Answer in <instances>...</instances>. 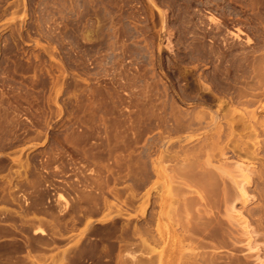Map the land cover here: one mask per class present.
<instances>
[{
	"label": "rangeland",
	"instance_id": "1",
	"mask_svg": "<svg viewBox=\"0 0 264 264\" xmlns=\"http://www.w3.org/2000/svg\"><path fill=\"white\" fill-rule=\"evenodd\" d=\"M262 260L264 0H0V264Z\"/></svg>",
	"mask_w": 264,
	"mask_h": 264
},
{
	"label": "bare ground",
	"instance_id": "2",
	"mask_svg": "<svg viewBox=\"0 0 264 264\" xmlns=\"http://www.w3.org/2000/svg\"><path fill=\"white\" fill-rule=\"evenodd\" d=\"M249 115H250V113H249ZM243 116H244V115H243ZM250 117H254V115H253V116L251 115ZM244 118H245V117H244ZM233 119H234V118H233ZM241 119H243L242 116H241L240 120H241ZM246 119H247V122H248V118H247V117H246ZM249 121H250V120H249ZM216 122H217V121H216ZM245 122H246V121H245ZM245 122H244V123H245ZM247 122H246V123H247ZM250 123H251V122H250ZM261 123L263 124V122H261ZM217 125H218V124H217ZM248 125H249V124H248ZM260 125H261V124H260ZM246 126H247V124H246ZM250 126H251V125H250ZM250 126H248V127H250ZM262 126H263V125H262ZM260 127H261V126H260ZM243 128H244V127H243ZM205 141H207V140H205ZM212 142H213V141H212ZM206 143H207V142H206ZM208 143H209V141H208ZM205 145H206V144H205ZM210 145H211V142H210ZM207 146H208V144L206 145V147L204 146V148H207ZM234 146H235V145H234ZM243 149H244V148H243ZM188 150H189V149H188ZM194 151H195V150H194ZM182 152H183V151H182ZM203 152H204V151H203ZM203 152H202V154H203ZM191 153H192V154H191ZM245 153H246V152H245ZM193 154H194L193 152H189L188 155H187V153H186V154H185V158L188 159L189 157H192V156H190V155H193ZM195 154H196V153H195ZM195 154H194V155H195ZM194 155H193V156H194ZM196 155H197V154H196ZM187 156H188V157H187ZM195 157H196V156H195ZM191 159H193V158H191ZM184 160H185V159H184ZM188 161H189V160H188ZM190 161H191V160H190ZM190 161H189V162H190ZM195 161H196V159H195ZM199 161H201V160H199ZM199 161H198V162H199ZM183 162H184V161H183ZM189 162H187V160H186V165H187V167H186L185 164L183 163L184 166L186 167V168L184 167L185 170L183 169V170L185 171L184 175L186 174V171H187V170H190V169H188V167H190V168L192 169V168H195V167H196V166H195L196 164H198V166L196 167V168H197L196 171L198 170V172H196L195 169H194V170L192 169V171L198 173V175H196V176H199V177H198L199 180L196 178V179H197L196 181H198V182H197V183L195 182L197 186H196L195 183H194V185H195V186H194L195 188L193 189L194 192H192V191H191V192H192V193L200 194V193L203 192L204 190L206 191V189H210V188H208V187H211L212 183H208V182H209V178L211 177V176H210L211 172L208 171L210 168L207 169V168H208V166L206 165L207 163L205 162L206 164L203 165V166H206V170L203 169V167H202V171H201L200 169H198V167H199V163H198L197 161H196V164H191V163H195V162H193V160H192L190 163H189ZM188 164H189V165H188ZM190 164H191V165H190ZM181 165H182V164H181ZM192 165H194V166L191 167ZM210 165H211V164H210ZM235 165L238 166V167L240 168V171H241V172H243V175H241L243 178L241 177L242 179L239 180V181H237V180L235 181V180H232V179H230V180L233 181L232 183H235V184H236V187H237V189H238V190H236V191H237L239 194H238L237 192H235V193H237V196H235V197L238 198L239 195H240V197H241V201H243L242 203L245 204L248 200L251 199V198H250L251 196L248 195L249 192L247 193L248 190H246V189H247L246 186L248 185V183H250V181H249V179H250V178H249V176H250V174H249V173H250V170H249V167H247V165L244 166L240 161H239V163L237 162V164H235ZM225 167H226V166H225ZM225 167H224V168H225ZM182 168H183V167H182ZM199 168H201V167H199ZM204 168H205V167H204ZM214 168L216 169V166H214ZM222 168H223V167H222ZM217 169H219V168H217ZM199 170H200L201 172H199ZM226 170H227V169H226ZM180 171H181V170H180ZM192 171H191V172H192ZM215 171H216V170H215ZM220 171H221V170H220ZM220 171L218 170V173H217V172H214V170H212V172H214V174L216 173L215 175H220V174H219ZM222 171H224V170H222ZM188 172H189V171H187V174H188ZM220 173H221V172H220ZM214 174H213V173L211 174L212 177L214 176L213 178H218V177H219L218 179H221V180H222V179H223L222 177L225 176L224 174H226V172H225V173L222 172L221 175H220V176H217V177H216ZM252 174H253V173H252ZM222 175H224V176H222ZM230 175H231V174H230ZM230 175H228V176H230ZM187 176H188V175H187ZM221 176H222V177H221ZM233 176H234V175H233ZM185 177H186V175H185ZM212 177H211V178H212ZM225 177H226V176H225ZM213 178H212V179H213ZM218 179H214V180L212 181V182H214L213 187L216 188L218 185H221V187H222V189H223V192H224V195H225V198L229 200V201H228V200H227V201H228V202H231V203L233 202V203H232L233 205L231 204L232 206L229 207V208H230L231 210L233 209V210H232L233 212L236 211V210H235V206H234V205H236V204H234L235 202H234V200H233V199H234V198H233V197H234V196H233L234 193H232L233 190L231 191V189H230L229 187H227L228 184H226V183H227L226 181H224L223 184H219L220 182L222 183V181L220 180V182H219ZM234 179H235V176H234ZM186 180H187V179H186ZM215 180H216V183H215ZM224 180H226V178H225ZM210 182H211V179H210ZM217 182H218V184H217ZM224 183H225L226 185H225ZM215 184H216V186H214ZM182 185H183V184H182ZM192 185H193V184H192ZM192 185H190V186H192ZM222 185H225V186H222ZM258 185H259V184H258ZM186 186H188V183H186ZM259 186H260V185H259ZM197 187H198V188H202V189H197V191L200 190V192H199V191H198V192L195 191ZM223 187H224V188H223ZM217 188H218V187H217ZM217 188H216V189H217ZM212 189L214 190V188H211V191H212ZM216 189H215L214 191H212L213 194H214V192H216ZM219 189H220V186H219L218 190H219ZM189 190H190V189H189ZM201 190H202V191H201ZM234 190H235V189H234ZM184 191H185V190H184ZM187 191H188V190H187ZM220 191H221V190H220ZM233 192H234V191H233ZM189 193H190V192H189ZM204 193L206 194L207 191L204 192ZM209 193H211V192H209ZM186 194H187V193H186ZM205 194H204V195H205ZM201 195H203V193H202ZM204 195H203V196H204ZM206 195H208V193H207ZM234 195H235V194H234ZM240 197H239V200H240ZM252 197L254 198V195H253ZM195 198H196V197H195ZM231 198H232V200H231ZM237 198H236V199H237ZM193 199H194V198H193ZM193 199H192V200H193ZM196 199H197V198H196ZM194 200H195V199H194ZM230 200H231V201H230ZM184 201H185V200H184ZM236 201H237V200H236ZM206 202H207V201H206ZM248 202H249V201H248ZM248 202H247V203H248ZM209 203H210V202H209ZM226 203H227V202H226ZM227 204H228V203H227ZM227 204H226V205H227ZM186 205H187V204H186ZM229 205H230V204H229ZM229 205H227V206H229ZM227 206H226V207H227ZM230 209H229V210H230ZM239 210H241V209H239ZM236 212H239L238 209H237ZM241 212H242V211H241ZM239 213H240V212H239ZM239 213H238L237 215H239ZM229 216H230V215H229ZM243 216H244V215H243ZM226 217H227V216H226ZM235 217H236V216H235ZM238 217H239V216H238ZM210 218H211V217H210ZM244 218H245V219L242 220V221H244L243 224H244V223H247V224H248V222H245V220H246V216H244ZM239 219H243V217H242V213H241ZM260 220H261V219H260ZM211 222H212V221H211ZM193 223H194V222H193ZM205 223H206V222H204V224H197V225H194V224H195V223H194V224H193L194 226H193V225H192L193 227L190 226V229L192 230V232H195V233H196V232H198V233H199V232H203V233L205 232V234H206V233H207V230H208V229H211V227L207 225L208 223H207V224H205ZM215 224H216V223H215ZM209 225H210V223H209ZM207 227H210V228H207ZM245 227H246V225H245ZM247 227H248V225H247ZM247 227H246V228H247ZM217 228H218V227H217ZM261 228H263V227H261ZM190 229H189V230H190ZM191 230H190V231H191ZM205 230H206V231H205ZM211 230H212V229H211ZM211 230H208V233H209ZM213 231L215 232V230H212V231L210 232L212 235H213ZM247 232L249 233V232H251V231H247ZM252 232H253V231H252ZM223 233H224V232H223ZM211 234H210V235H211ZM206 235H207V234H206ZM248 235H249V234H248ZM249 236H250V235H249ZM249 240H250V239H249ZM249 242H250V241H249ZM250 243H251V242H250ZM250 248H251V247H250ZM258 258H259V257H258ZM262 259H263V258H262ZM208 262H209V261H208ZM211 262H212V261H211ZM260 263H261V264H264V261L262 260ZM209 264H210V263H209Z\"/></svg>",
	"mask_w": 264,
	"mask_h": 264
}]
</instances>
